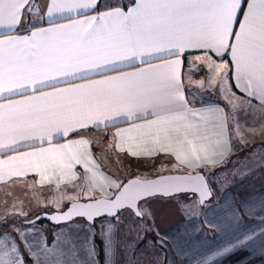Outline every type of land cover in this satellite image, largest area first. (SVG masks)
<instances>
[{"label":"snow or ice","instance_id":"1","mask_svg":"<svg viewBox=\"0 0 264 264\" xmlns=\"http://www.w3.org/2000/svg\"><path fill=\"white\" fill-rule=\"evenodd\" d=\"M200 66L208 75L192 80ZM191 84L226 106L190 97ZM101 126L115 128L107 149L164 155L168 174L105 173L91 150L102 140L85 136ZM256 134L264 0H0V181L23 190L6 194L20 203L0 216V264H189L206 228L223 242L201 256L243 264L257 243L264 253V192L230 189L264 169ZM160 196L180 216L166 230L151 208ZM255 217L259 231L244 224Z\"/></svg>","mask_w":264,"mask_h":264},{"label":"crops","instance_id":"2","mask_svg":"<svg viewBox=\"0 0 264 264\" xmlns=\"http://www.w3.org/2000/svg\"><path fill=\"white\" fill-rule=\"evenodd\" d=\"M103 7L107 8L111 5H114L117 3V0H101ZM128 0H120V3H127ZM36 22V21H34ZM38 23V22H37ZM26 31V30H22ZM199 54L197 52H192L189 54V56ZM215 58V57H214ZM218 59V58H217ZM188 59L185 60V67L184 71L188 72ZM206 72V74L203 77H206L208 75L207 68L202 66L201 71H194L191 73L192 80H199L200 76ZM200 75V76H199ZM202 77V78H203ZM185 83L188 84V78L185 76ZM233 92H236L237 95H240L239 90L235 88L234 82H233ZM196 95L198 99H201L204 101L205 104H208L209 102L212 103H219L222 106L225 105V101L220 99L216 93H212L211 91L204 92L200 88H198L196 85L191 84L190 90H189V96ZM242 120L246 119L249 125L255 126L258 125L259 120H253L251 116L245 118L241 117ZM120 127H126L127 125H119ZM115 131V128H108L104 129L103 126H101L100 129H90L86 134V138L89 139H101L102 142L99 146H96L95 144L92 145V152L94 156L98 159V161L103 164V171L107 174L115 176V172H118L119 166H135L136 168H142L141 166H148V165H158V164H171V159H166L164 155L158 156L154 162H146L144 159L137 160L136 158H131L128 155L119 153L115 149H107L108 146V138L105 136V133H112ZM72 138H78V137H72ZM249 140L252 143H259L260 141L264 140V136L256 134L249 137ZM57 142H64V140H59ZM105 149H107L105 151ZM27 150V149H25ZM12 154V153H9ZM76 170L78 172H82L83 169L81 166H77ZM27 179L29 181L33 179H38V177H35L34 174H29ZM254 179V178H249ZM239 186H237V190H242V195L245 197H250L252 200H259L260 199V193L264 192V179L261 182H242L238 183ZM63 187V186H62ZM37 188L40 191H49V186L44 185L41 187L40 185H37ZM17 190L18 192H23V190L18 186H13L9 183H5L4 181H0V196H10L6 195L7 193H11ZM235 188L230 189V192H234ZM259 217L255 218H246L244 220V224L248 227L249 230L251 229H257L258 223H259ZM163 220V219H162ZM162 224V221H161ZM159 224V225H161ZM39 227H45L48 229L49 233L54 231V227L47 223V225H40ZM183 227V226H181ZM166 230V229H162ZM209 229H205L204 233L200 235L199 239H193L192 243L190 245L191 251H187L185 253V256L188 258L189 264H211V261L214 260L216 257L214 255H207V256H201V253H204L207 249L215 248L217 245L221 244L223 242V239L221 237H218L217 234ZM173 231L175 229L173 228ZM211 232V233H210ZM51 239V237H49ZM248 251L251 253L246 257V259L243 261V264H264V253H262L259 244L250 247ZM178 259H184V257H178ZM226 264H231L230 261L226 262Z\"/></svg>","mask_w":264,"mask_h":264},{"label":"rangeland","instance_id":"3","mask_svg":"<svg viewBox=\"0 0 264 264\" xmlns=\"http://www.w3.org/2000/svg\"><path fill=\"white\" fill-rule=\"evenodd\" d=\"M201 69H202V66H200V71ZM205 74L206 72H204L202 76L199 75L200 79ZM216 94L218 97L220 96L219 92H216ZM244 163H247V162H244ZM160 165L161 164H158L155 166H152V165L141 166L142 168H136L135 166H119L120 170L118 172H115V176H118L121 178H132V177L140 176V177L149 179V178H153V177H156L162 174H168L164 169H161L159 172L157 171V168ZM167 166L170 167L171 164H168ZM235 167H236L235 164L230 165V168H235ZM249 178H254V179H249ZM263 179H264V169H261L258 172H256L254 175L248 176V178L245 179L243 182H261ZM236 191H237V188H235L234 192ZM41 192L45 197H47L50 194L49 191H41ZM11 193H14L15 196L17 197L23 196V192H18L17 190ZM5 200H7L8 202L7 206L4 203ZM13 201H14V197L11 195L9 197L0 196V216L4 214L6 207L12 205ZM15 203L17 204V207L15 208L8 207L9 211H19V207H18L20 203L19 200L15 201ZM25 203H27V201H25ZM151 208L156 213L157 223L161 224V221H162V224L160 225L161 229L170 228L172 225L176 224L180 219V216L178 215L176 211V203L174 200L165 199L163 197H157L156 199L151 201ZM25 210L27 211L29 209L25 208ZM41 225H47V222L44 221L43 224Z\"/></svg>","mask_w":264,"mask_h":264},{"label":"water","instance_id":"4","mask_svg":"<svg viewBox=\"0 0 264 264\" xmlns=\"http://www.w3.org/2000/svg\"><path fill=\"white\" fill-rule=\"evenodd\" d=\"M132 178H136V177H132ZM155 178H158V176L153 177V178H149V179H155ZM160 197H162V196H160Z\"/></svg>","mask_w":264,"mask_h":264},{"label":"trees","instance_id":"5","mask_svg":"<svg viewBox=\"0 0 264 264\" xmlns=\"http://www.w3.org/2000/svg\"><path fill=\"white\" fill-rule=\"evenodd\" d=\"M45 222H47V221H45ZM48 223V222H47Z\"/></svg>","mask_w":264,"mask_h":264}]
</instances>
